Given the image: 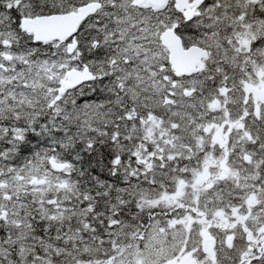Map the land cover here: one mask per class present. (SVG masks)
I'll return each instance as SVG.
<instances>
[{"label": "snow or ice", "instance_id": "1", "mask_svg": "<svg viewBox=\"0 0 264 264\" xmlns=\"http://www.w3.org/2000/svg\"><path fill=\"white\" fill-rule=\"evenodd\" d=\"M0 264H264V0H0Z\"/></svg>", "mask_w": 264, "mask_h": 264}]
</instances>
